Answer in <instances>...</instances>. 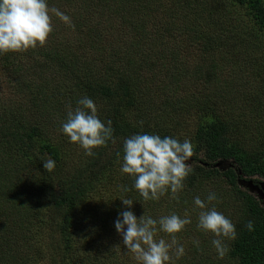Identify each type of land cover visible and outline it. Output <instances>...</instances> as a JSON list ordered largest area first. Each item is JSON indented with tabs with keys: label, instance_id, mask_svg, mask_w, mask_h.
Wrapping results in <instances>:
<instances>
[{
	"label": "trees",
	"instance_id": "obj_1",
	"mask_svg": "<svg viewBox=\"0 0 264 264\" xmlns=\"http://www.w3.org/2000/svg\"><path fill=\"white\" fill-rule=\"evenodd\" d=\"M48 2L74 27L53 16L43 46L0 55V264H137L114 228L119 198L137 218L190 215L175 264H264V190L239 183L264 184V0ZM83 96L114 129L93 156L60 131ZM142 132L192 142L176 196L144 201L121 173L123 138ZM210 191L237 229L223 259L196 226L193 199Z\"/></svg>",
	"mask_w": 264,
	"mask_h": 264
},
{
	"label": "clouds",
	"instance_id": "obj_2",
	"mask_svg": "<svg viewBox=\"0 0 264 264\" xmlns=\"http://www.w3.org/2000/svg\"><path fill=\"white\" fill-rule=\"evenodd\" d=\"M53 16L74 27L71 17L57 7H50L48 0H0V55L43 46L54 31ZM76 103L74 109L69 106L60 131L83 149L86 156H93L96 148L106 146L109 141L115 142L112 122L100 119L92 98L83 96ZM122 147L120 171L133 178V187L144 201L159 200L166 193L176 196L194 171L188 163L194 148L187 138L180 140L174 136L142 132L123 138ZM117 156L119 158L120 153ZM55 166L53 159L43 160L47 172ZM119 199L127 208L118 212L114 228L137 264H175L185 255V246L176 234L192 223L189 214L181 216L173 212L154 219L143 213L137 218L130 210L134 200ZM217 199V194L210 191L205 199L194 197L193 204L200 210L197 228L213 235L211 245L217 258L223 259L230 251L228 241L237 238V229L229 217L214 206H208V202ZM245 227L253 231V221L249 220ZM158 231L168 234L170 240L157 238ZM192 243L199 248V240Z\"/></svg>",
	"mask_w": 264,
	"mask_h": 264
},
{
	"label": "water",
	"instance_id": "obj_3",
	"mask_svg": "<svg viewBox=\"0 0 264 264\" xmlns=\"http://www.w3.org/2000/svg\"><path fill=\"white\" fill-rule=\"evenodd\" d=\"M240 183V186H242V187H244V188H248L249 189V191L252 193V194H257L260 198H262V192H261V190L263 189L264 190V184H262V185H258V186H256L252 181H240L239 182ZM262 188V189H261ZM257 189L259 190V191H257Z\"/></svg>",
	"mask_w": 264,
	"mask_h": 264
},
{
	"label": "rangeland",
	"instance_id": "obj_4",
	"mask_svg": "<svg viewBox=\"0 0 264 264\" xmlns=\"http://www.w3.org/2000/svg\"><path fill=\"white\" fill-rule=\"evenodd\" d=\"M191 162V161H190ZM262 189V188H261ZM263 190V189H262ZM257 191H259L258 189H257Z\"/></svg>",
	"mask_w": 264,
	"mask_h": 264
}]
</instances>
